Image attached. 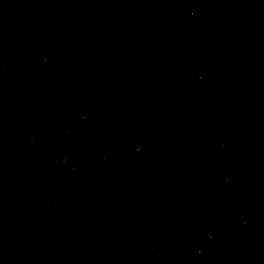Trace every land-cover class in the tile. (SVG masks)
I'll return each mask as SVG.
<instances>
[{"label":"water","instance_id":"obj_1","mask_svg":"<svg viewBox=\"0 0 264 264\" xmlns=\"http://www.w3.org/2000/svg\"><path fill=\"white\" fill-rule=\"evenodd\" d=\"M0 264H264V0H0Z\"/></svg>","mask_w":264,"mask_h":264}]
</instances>
